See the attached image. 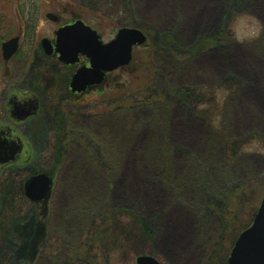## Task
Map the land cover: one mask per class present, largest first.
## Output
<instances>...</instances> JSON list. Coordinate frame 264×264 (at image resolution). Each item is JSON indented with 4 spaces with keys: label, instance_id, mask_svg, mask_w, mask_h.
Instances as JSON below:
<instances>
[{
    "label": "rangeland",
    "instance_id": "obj_1",
    "mask_svg": "<svg viewBox=\"0 0 264 264\" xmlns=\"http://www.w3.org/2000/svg\"><path fill=\"white\" fill-rule=\"evenodd\" d=\"M71 1L104 42L121 28L140 30L151 42L115 71L114 92L88 95L87 106L67 116L68 144L64 136L53 144L55 153L67 146V156L54 160L49 150L38 160L46 168L59 163L46 201L26 200L29 175L9 172L0 182V264H87L86 253L94 264L92 247L100 250L97 264H187L185 243L172 245L187 234L196 243L192 264H226L264 199V109L246 95L253 90L264 99V0H155V16L146 13L149 0H41L40 18L62 14ZM83 1L87 8L80 9ZM15 8V0H0L5 34L18 33ZM39 22V39L50 36L54 25ZM235 52L256 63L230 70L227 55ZM143 96L151 102L141 105ZM44 131L24 130L36 145L46 140ZM241 187L233 222L227 209ZM115 208L145 225L116 247ZM35 219L45 239L33 258L25 250ZM94 231L104 249L91 239Z\"/></svg>",
    "mask_w": 264,
    "mask_h": 264
},
{
    "label": "flooded vegetation",
    "instance_id": "obj_2",
    "mask_svg": "<svg viewBox=\"0 0 264 264\" xmlns=\"http://www.w3.org/2000/svg\"><path fill=\"white\" fill-rule=\"evenodd\" d=\"M15 2L18 21L13 25H20L18 33L15 35L6 32L5 34V31H1L0 28V139L5 138L9 142H15L24 150L27 148L30 153V162L24 166L11 165L4 168L0 173V182L9 172L31 177L55 176L56 165L59 163L52 168H46L38 164V160L49 150H52V154H54L53 144L55 141L59 143L63 136L68 144L67 116L71 117L75 111L86 107L88 95L97 94L103 99L107 92L115 91V80L113 79L115 71L106 74L103 84L81 92L76 91L73 88L74 78L80 70L90 68V59L79 55L77 62L67 64L61 60V55L57 52L56 42L61 29L72 26L79 20L92 27L81 19L80 15H77L76 2L71 1L70 9L61 5L64 9L63 15L60 12L55 17L47 14L42 15V19L44 18L54 26L50 36H43L40 39L38 28L42 14L41 0H15ZM78 3L80 9L87 8L86 1ZM100 11L102 12V9ZM3 18L0 15V25H5ZM92 28L104 41L101 32ZM149 42H151L150 38ZM8 43H11V46L6 50L5 45ZM16 69L21 71L18 79H14ZM159 97L160 95L157 96V98ZM151 100L144 97L140 100L144 102L141 105H146ZM72 112L74 113L72 114ZM30 113L32 116L23 121L24 117ZM57 117L63 120L62 124H55L54 119ZM46 122L49 123V126L57 127L48 128ZM34 126H38L40 131L42 128L45 130L46 140L39 142L38 145L24 132L26 128ZM63 152L65 153V151ZM64 153L59 151L55 153L54 160L62 159ZM31 177L27 179L26 183ZM36 226L40 228L38 222H36ZM92 251L96 254L95 258L97 259L100 250L92 247ZM96 259L93 261L94 264H97Z\"/></svg>",
    "mask_w": 264,
    "mask_h": 264
},
{
    "label": "water",
    "instance_id": "obj_3",
    "mask_svg": "<svg viewBox=\"0 0 264 264\" xmlns=\"http://www.w3.org/2000/svg\"><path fill=\"white\" fill-rule=\"evenodd\" d=\"M147 38L136 29H122L115 40L103 44L100 37L82 22L66 27L58 33L57 52L67 64L78 61V56H87L91 67L79 71L73 81L76 91L101 85L106 73L127 67L132 62L133 48L143 46ZM11 43L5 45L6 50ZM32 116H25L26 120ZM28 149L22 148L8 139H0V173L11 165H24L29 162ZM53 181L46 175L33 178L25 187L26 196L32 202L46 201L51 194ZM138 264H158L151 258H138ZM229 264H264V199L258 209L253 223L238 238L234 245Z\"/></svg>",
    "mask_w": 264,
    "mask_h": 264
},
{
    "label": "trees",
    "instance_id": "obj_4",
    "mask_svg": "<svg viewBox=\"0 0 264 264\" xmlns=\"http://www.w3.org/2000/svg\"><path fill=\"white\" fill-rule=\"evenodd\" d=\"M247 189V188H246ZM240 190V191H238ZM236 189L235 194L233 195L234 197H230L232 200V208L227 209L228 213H227V218H230V221L236 222L240 219L239 214H237L236 212H238L235 209V197L238 196V194L243 195V191L245 190L243 187H241L240 189ZM113 213V223H115V247L123 244L125 242V238L126 236H131V235H136L139 231L140 234H143L145 231V225L143 222L140 221L139 218L136 217V215H134L132 212L127 211L126 209H122V208H115V210H112ZM237 214V216H236ZM101 216L99 215L98 220L100 221ZM123 218L129 219L131 222L129 223H123L122 220H125ZM36 222L37 220H33V225L30 226L32 232V235L29 236V239L31 240V244L28 245L27 249L25 250V255L29 256L31 255L34 258V252H35V247L38 245V243L43 240V234H42V230L40 228H38L36 226ZM247 223V221H246ZM246 223L241 222V226L239 227L240 230L243 229L244 225ZM128 224V225H127ZM127 225V226H126ZM239 230V231H240ZM238 231V232H239ZM95 234L96 231L91 232V239H93V242H95L97 244V246L100 248L105 246L106 244L104 242H100L97 241V239L95 240ZM94 245V243H92L91 247ZM88 247H90V245H88ZM104 249V247H103ZM88 252V250L86 251ZM88 256L89 253H86V261L88 262Z\"/></svg>",
    "mask_w": 264,
    "mask_h": 264
},
{
    "label": "bare ground",
    "instance_id": "obj_5",
    "mask_svg": "<svg viewBox=\"0 0 264 264\" xmlns=\"http://www.w3.org/2000/svg\"><path fill=\"white\" fill-rule=\"evenodd\" d=\"M153 1H155V0H149V4L146 6L145 10H146L147 14H152V15L157 14L156 12H154V9H155L156 4L159 2V0L155 3V6H153ZM166 1L167 0H164L162 3L166 4ZM198 30H201V29H198ZM227 59H228L229 69L232 71H235V72H240V73H242V72L239 69L244 64L256 63V60H254L253 56H250L249 54L244 53V52H235L233 54H229V55H227ZM262 70L264 71V69H262ZM259 74H261V73L258 72L254 75H251V73H245L244 75L245 76L248 75L247 76L248 78H253L255 76L259 77L260 76ZM258 93L259 92H254L253 90H249L246 95H247V97H250V98H253L255 96L256 99L260 102L261 108L264 109V99ZM249 122H251V121H247V123H249ZM198 131H200V130L198 129ZM64 151L66 154L63 151H62V153H64V157H65L68 154V150L65 149ZM141 176H137L135 179H132L133 181H132L131 186H133L136 183H138L139 181H141ZM24 187H26V185L23 186V189H24ZM164 196H165V200H166L167 195L165 194ZM173 220H174L173 217L166 219L165 222L163 223V226L170 225L171 223H173ZM161 235L162 234H160L159 236H161ZM188 238H189L188 234L184 235L182 237L180 236L179 239H176L173 241L172 245L176 248L180 243H185V247H184L185 251H188V252H190V254H192L191 255L192 257L188 260L187 264H192V261H194L193 255H195V251H196V243L193 239L189 242Z\"/></svg>",
    "mask_w": 264,
    "mask_h": 264
}]
</instances>
